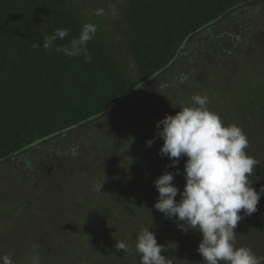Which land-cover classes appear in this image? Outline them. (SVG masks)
I'll use <instances>...</instances> for the list:
<instances>
[{
    "label": "rangeland",
    "instance_id": "1",
    "mask_svg": "<svg viewBox=\"0 0 264 264\" xmlns=\"http://www.w3.org/2000/svg\"><path fill=\"white\" fill-rule=\"evenodd\" d=\"M124 1L103 0L102 8L88 13L105 19L119 12ZM263 1L256 0L253 6L244 8L255 14H234L189 45L208 43L223 30L236 34L239 25L243 29L255 25L256 33L242 49L228 52L220 61L214 50H191L167 74L135 89L134 95L110 115L73 130L61 140L42 141L37 144L40 149L32 148L29 155L1 163L0 257L8 255L12 264H107L114 259L116 264H140L137 236L149 228L163 245L162 255L169 264H203L197 251L201 234L194 229H179L175 219L166 218L154 207L159 195L154 181L164 172L176 173L179 168L173 184L182 192L187 160L184 156L176 167H166L172 162L159 154L164 142L156 135V124L167 115H176L182 107L194 106V95L207 96V107L225 126L236 124L246 134L249 147L245 151L258 162L252 187L258 192L264 187V155H260L256 136L250 132L253 127L249 126L264 130ZM110 30L115 33V26ZM114 38L119 42L122 39ZM117 48V55L124 58V68L138 84L142 78L137 74L132 51L128 45ZM238 108L246 111L239 113ZM153 139L149 147L146 142ZM42 148L53 149V158ZM73 150L77 155L69 154ZM98 183H104L101 192L95 190ZM112 191L120 196L114 199ZM180 198L178 193L177 201ZM107 200L122 204L127 214L121 212V206L107 205ZM135 200L138 205L144 201L145 206L134 214ZM257 208L251 216L263 220L262 224L257 221L260 225L255 229L259 237L252 238L251 216L241 210L242 219L235 229L236 246L249 247L264 257V195ZM87 219L92 225L84 231L80 224ZM120 241L128 250L113 252Z\"/></svg>",
    "mask_w": 264,
    "mask_h": 264
},
{
    "label": "trees",
    "instance_id": "2",
    "mask_svg": "<svg viewBox=\"0 0 264 264\" xmlns=\"http://www.w3.org/2000/svg\"><path fill=\"white\" fill-rule=\"evenodd\" d=\"M89 1L88 5L87 0H0V164L29 155L32 148L40 149L37 144L42 141L61 140L73 130L110 115L134 95L135 89L167 74L191 50H214L220 61L228 52L235 53L249 44V37L257 30L255 25L247 29L239 25L236 34L223 30L217 38L212 37V42L189 46L234 14H255L244 8L256 0H125L119 12L100 20L88 11L97 12L104 6L103 0ZM86 23L97 28L87 44L92 62L86 63L83 54L70 58L56 51L57 46H70ZM111 26H115V33ZM56 29H68L69 35L57 39L52 51H46L43 36ZM117 36L122 38L120 42L115 41ZM187 43L190 48L185 49ZM124 45L138 65L137 74L142 78L138 84L124 68V58L117 55V47ZM261 105L264 111V102ZM238 109L239 113L246 111ZM249 126L253 127L250 132L256 136L260 155H264V130ZM42 150L53 158V149ZM250 179L256 180L253 176ZM111 194L114 199L119 195ZM106 204L121 206V212L126 213L116 200ZM134 206L135 214L145 203L138 205L135 200ZM89 221L80 224L84 231L91 228ZM251 221L252 238L256 239L259 235L255 229L263 220H257L259 224L251 216Z\"/></svg>",
    "mask_w": 264,
    "mask_h": 264
},
{
    "label": "clouds",
    "instance_id": "3",
    "mask_svg": "<svg viewBox=\"0 0 264 264\" xmlns=\"http://www.w3.org/2000/svg\"><path fill=\"white\" fill-rule=\"evenodd\" d=\"M96 31L95 25L86 23L70 46H57L56 51H63L70 58L83 54L85 62L90 63L87 44ZM68 35V29L44 35L43 48L52 51L54 42ZM192 100L194 106L182 107L176 115H167L156 124V135L164 142L159 154L172 162L166 167H176L184 156L187 160L182 192L173 184L179 168L176 173L164 172L154 181L159 193L154 207L166 218L175 219L179 229H194L201 234L197 251L203 264H264V257L257 256L251 248L236 246L235 229L242 219L241 210L251 216L264 195V187L259 192L252 187L250 178L258 162L245 151L248 138L236 124L225 126L221 117L207 107V96L197 94ZM154 142L153 139L146 143L151 147ZM72 154L75 156L76 151ZM103 184L98 183L95 190L101 192ZM116 248L128 250L123 241L117 242ZM136 251L140 264H169L162 255L163 245L158 244L156 234L149 228L138 233ZM0 264H12V260L4 255Z\"/></svg>",
    "mask_w": 264,
    "mask_h": 264
}]
</instances>
